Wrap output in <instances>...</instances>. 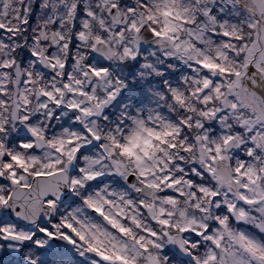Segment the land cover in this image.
I'll return each instance as SVG.
<instances>
[{"label": "snow or ice", "instance_id": "1", "mask_svg": "<svg viewBox=\"0 0 264 264\" xmlns=\"http://www.w3.org/2000/svg\"><path fill=\"white\" fill-rule=\"evenodd\" d=\"M0 264H264V0H0Z\"/></svg>", "mask_w": 264, "mask_h": 264}]
</instances>
